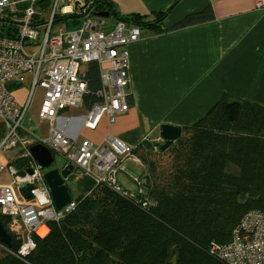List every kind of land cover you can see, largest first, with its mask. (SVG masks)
Listing matches in <instances>:
<instances>
[{
    "label": "built area",
    "instance_id": "2783aa9c",
    "mask_svg": "<svg viewBox=\"0 0 264 264\" xmlns=\"http://www.w3.org/2000/svg\"><path fill=\"white\" fill-rule=\"evenodd\" d=\"M255 5L264 9V0H256ZM95 12L93 2L84 0H0V172L8 167L12 179L0 183V216L20 241L16 253L1 241L0 248L24 263L36 247L34 237H47L48 223L59 222L80 197L97 187H106L142 210L157 205L146 175L127 166H141L133 155L135 147L110 132L99 142L78 140L60 126L61 119H68L62 116L64 111L84 107L89 63L97 64L101 86L95 92L99 101L79 116L81 128L95 130L103 120L111 127L130 109L127 46L143 38L148 29L124 20L110 23V16ZM103 23L110 25L102 27ZM22 83L30 91L18 102L13 87ZM36 89L42 90L39 107L35 116L27 115ZM38 144L51 153L50 165L54 154L65 158L61 168H53L59 173L72 166L63 177L66 188L70 178L89 181L91 188L75 198L67 188L69 201L56 209L44 177L46 167L29 150ZM14 149L12 166L8 153ZM27 187L26 197L23 190ZM42 228L46 232L40 236ZM207 253L224 264H264V210L247 211L232 229L230 240L209 242Z\"/></svg>",
    "mask_w": 264,
    "mask_h": 264
},
{
    "label": "trees",
    "instance_id": "16d2710c",
    "mask_svg": "<svg viewBox=\"0 0 264 264\" xmlns=\"http://www.w3.org/2000/svg\"><path fill=\"white\" fill-rule=\"evenodd\" d=\"M93 9L155 32L161 31L168 12H156L149 20L140 14L118 15L105 2H93ZM212 17L206 8L173 28ZM86 78L85 110L99 101L96 63L87 65ZM187 131L192 133L181 156L184 168L176 172L173 186L157 192L150 187L155 208L142 210L97 187L59 222H49L47 237H34L36 247L25 263L6 252L0 264H224L207 253L209 242L227 243L247 211L264 210V107L225 93L198 121L181 128L183 134ZM180 145L187 147L185 141ZM90 188L89 183L86 190ZM0 223L11 241L3 244L16 253L20 241L4 216Z\"/></svg>",
    "mask_w": 264,
    "mask_h": 264
},
{
    "label": "crops",
    "instance_id": "0c3cea01",
    "mask_svg": "<svg viewBox=\"0 0 264 264\" xmlns=\"http://www.w3.org/2000/svg\"><path fill=\"white\" fill-rule=\"evenodd\" d=\"M84 1L105 2L118 15L149 20L168 12L161 31L148 29L127 46L130 109L111 127L103 120L95 130L82 129L81 119L68 109L60 126L69 136L88 131V139L99 142L110 132L137 149L143 142L160 144L162 124L180 129L194 124L225 93L264 107V9L256 0ZM206 8L212 10L210 20L173 28Z\"/></svg>",
    "mask_w": 264,
    "mask_h": 264
},
{
    "label": "rangeland",
    "instance_id": "374dc122",
    "mask_svg": "<svg viewBox=\"0 0 264 264\" xmlns=\"http://www.w3.org/2000/svg\"><path fill=\"white\" fill-rule=\"evenodd\" d=\"M36 8V7H35ZM108 22L112 23L113 18L109 17ZM107 23H103L102 27H106ZM60 27H65L66 30H70L72 28L68 27L67 24L60 23ZM14 94L16 98L20 101L24 99L25 96L28 95L30 91V86L27 83H22L20 85H16L13 87ZM42 96V90L36 89L33 91V98L32 102L30 104V108L28 110L27 115L35 116L37 109L39 107L40 101ZM21 101V102H22ZM70 112V115L72 116H81L86 113L85 107H81L79 109H72ZM163 125V124H162ZM1 132V130H0ZM182 133V132H181ZM192 132L187 131L183 135V140L181 142H177L176 145L172 146L171 148H166L162 152L159 151V148L161 147L163 143V139L160 141V144L157 142H144L142 143L137 149H134L133 155L137 157L141 162V166L138 167L134 163H128L127 166L130 170H133L134 172H137L138 174H145L148 182L150 184L151 189L154 192L159 191V189H169L173 186L174 176H176V172H178V169L184 168V159L181 157L183 150L188 148V142H189V136ZM99 135V133H98ZM88 136L87 138H90V134L88 131H82V133H79L77 135L78 140H81L82 138ZM162 138V137H161ZM187 143V147H183L180 144L182 142ZM179 143V144H178ZM155 147V148H154ZM16 149L9 151V163L12 166H15V160L11 159V157L15 154ZM66 162L65 158L60 154H54V162L46 167L45 169H53V168H61L64 163ZM45 170V173L48 171ZM45 177V174H44ZM63 178V176H62ZM12 182L10 171L8 167H5L0 172V183H10ZM67 188L70 191V194L72 198L80 196L84 189H86L87 185H89V181H74L71 178L67 180L66 182ZM68 191V190H67ZM251 210H260V209H251ZM250 211V210H249ZM7 228L10 230L9 226L7 225ZM6 251L2 250L0 248V258L5 255ZM25 260V259H23Z\"/></svg>",
    "mask_w": 264,
    "mask_h": 264
},
{
    "label": "water",
    "instance_id": "95a60500",
    "mask_svg": "<svg viewBox=\"0 0 264 264\" xmlns=\"http://www.w3.org/2000/svg\"><path fill=\"white\" fill-rule=\"evenodd\" d=\"M95 15L107 18L110 16V13L108 11H99L95 12ZM180 134V127L169 124L161 125L160 135L164 141L161 145V150H165L166 148H168L173 141L179 138ZM29 150L33 157L41 164V166L48 167L52 162L51 153L43 145H34L30 147ZM26 162L27 160H24V163ZM71 168V165H67L66 168L61 171V173H59L56 169L49 170L45 173V179L50 188V194L56 209H60L69 201V193L67 191L66 186L63 184L62 176H67ZM29 189L30 188L27 187L23 190V193L26 197L29 196ZM0 241L6 246H9L11 242L9 235L7 234L1 223Z\"/></svg>",
    "mask_w": 264,
    "mask_h": 264
},
{
    "label": "bare ground",
    "instance_id": "6f19581e",
    "mask_svg": "<svg viewBox=\"0 0 264 264\" xmlns=\"http://www.w3.org/2000/svg\"><path fill=\"white\" fill-rule=\"evenodd\" d=\"M46 230L44 228H42L40 231H39V234L40 236H42L43 234H45Z\"/></svg>",
    "mask_w": 264,
    "mask_h": 264
}]
</instances>
